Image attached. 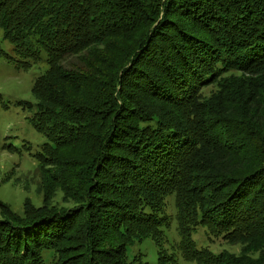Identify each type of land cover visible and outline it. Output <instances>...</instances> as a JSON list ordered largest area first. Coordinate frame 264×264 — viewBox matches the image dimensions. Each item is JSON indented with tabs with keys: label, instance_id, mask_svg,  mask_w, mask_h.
I'll return each instance as SVG.
<instances>
[{
	"label": "trees",
	"instance_id": "1",
	"mask_svg": "<svg viewBox=\"0 0 264 264\" xmlns=\"http://www.w3.org/2000/svg\"><path fill=\"white\" fill-rule=\"evenodd\" d=\"M0 29L17 70L47 62L17 104L69 204L1 202L0 264H142L145 239L176 264L170 196L187 262L264 264V0H0ZM199 227L241 255L196 249Z\"/></svg>",
	"mask_w": 264,
	"mask_h": 264
},
{
	"label": "rangeland",
	"instance_id": "2",
	"mask_svg": "<svg viewBox=\"0 0 264 264\" xmlns=\"http://www.w3.org/2000/svg\"><path fill=\"white\" fill-rule=\"evenodd\" d=\"M0 49L9 56H14L13 47L4 41L1 29ZM79 61L78 58L70 57L65 61V66L68 69L80 67ZM16 65L0 55V203L3 202L13 211L22 214L27 200L36 207L41 206L49 191L53 194V203H58L60 205L57 206L61 207L69 206L63 202L61 191L51 192L50 188L46 187L44 172L32 156L42 150L47 138L33 127L32 113L17 104L19 101H35L32 88L36 79L48 68L47 62H40L26 72L17 70ZM166 201L171 223L170 228L165 229V249L176 259V264H192L184 259L180 249L181 237L173 196L168 197ZM1 212L0 208V220L3 219ZM193 241L196 249L208 248L216 254L227 252L239 256L244 248L241 243L209 237L203 227L193 233ZM127 256L130 262H135L138 258L142 264H159L158 248L152 239L130 245Z\"/></svg>",
	"mask_w": 264,
	"mask_h": 264
}]
</instances>
